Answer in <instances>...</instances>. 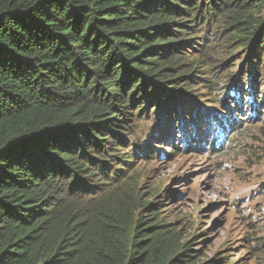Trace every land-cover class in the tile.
<instances>
[{
  "label": "trees",
  "instance_id": "1",
  "mask_svg": "<svg viewBox=\"0 0 264 264\" xmlns=\"http://www.w3.org/2000/svg\"><path fill=\"white\" fill-rule=\"evenodd\" d=\"M263 6L0 0V264H216L191 254L158 200L141 202L130 166L164 151L154 143L176 154L179 130L186 152L229 148L242 105L264 120ZM216 40L245 49L237 74L210 72ZM150 107L167 117L133 141ZM215 127L231 132L223 145Z\"/></svg>",
  "mask_w": 264,
  "mask_h": 264
},
{
  "label": "rangeland",
  "instance_id": "2",
  "mask_svg": "<svg viewBox=\"0 0 264 264\" xmlns=\"http://www.w3.org/2000/svg\"><path fill=\"white\" fill-rule=\"evenodd\" d=\"M260 9V15H264V6ZM218 43V40L214 41L211 51L210 72L219 75L232 64L236 65L232 66V71L237 74L241 64L243 67V61H237V57L245 49L236 46L229 50ZM260 54V63H263V48ZM198 97L203 109L213 98L206 96L205 90H200ZM149 109L151 111L146 112L148 119L139 122L133 141L143 143L153 135L150 125L159 121L155 118L158 112L157 109L152 111L153 107ZM242 109V116L237 118L242 117L245 121L242 130L231 137L235 140L229 148L225 146L213 151L204 146L197 150L198 153L186 152L179 130L176 133L181 134L172 141L178 145L176 154L169 156L172 148L169 144L154 143L164 151H157L158 154L145 165L134 161L130 166V169L136 167L138 178L129 184L136 187L141 202L158 200L154 211L161 210V215L181 230L182 241L191 245V254H197L199 262L217 259L214 263L221 264L226 257L227 264H264V120L257 118L258 121L250 124L246 122L247 113L248 118L252 117L249 104L242 105ZM159 117L161 123L167 115L162 113ZM207 127L203 132H207ZM226 129L213 130L214 134L222 133V137L218 135L221 145L231 133L229 128ZM155 194L159 198L155 199Z\"/></svg>",
  "mask_w": 264,
  "mask_h": 264
}]
</instances>
